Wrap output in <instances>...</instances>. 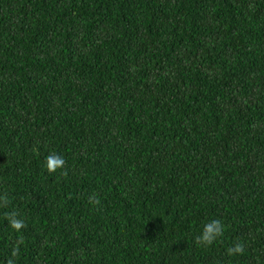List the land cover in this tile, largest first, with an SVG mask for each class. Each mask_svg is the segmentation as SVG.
<instances>
[{
	"label": "trees",
	"instance_id": "trees-1",
	"mask_svg": "<svg viewBox=\"0 0 264 264\" xmlns=\"http://www.w3.org/2000/svg\"><path fill=\"white\" fill-rule=\"evenodd\" d=\"M0 264H264V0H0Z\"/></svg>",
	"mask_w": 264,
	"mask_h": 264
},
{
	"label": "clouds",
	"instance_id": "clouds-1",
	"mask_svg": "<svg viewBox=\"0 0 264 264\" xmlns=\"http://www.w3.org/2000/svg\"><path fill=\"white\" fill-rule=\"evenodd\" d=\"M65 161L59 155H50L47 157V167L50 171H54L57 168L63 167ZM9 222L12 228L19 230L23 226V221L15 218L14 215L9 216ZM223 226L219 220H212L211 222L204 225L202 232L197 236V240L204 244H211L218 236L222 234ZM229 254L240 253L243 251L241 245H237L235 248H230ZM16 254L15 252L13 253Z\"/></svg>",
	"mask_w": 264,
	"mask_h": 264
}]
</instances>
